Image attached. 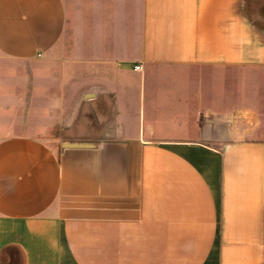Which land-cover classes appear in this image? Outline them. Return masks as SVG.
<instances>
[{"label": "crops", "instance_id": "crops-1", "mask_svg": "<svg viewBox=\"0 0 264 264\" xmlns=\"http://www.w3.org/2000/svg\"><path fill=\"white\" fill-rule=\"evenodd\" d=\"M0 264H264V0H0Z\"/></svg>", "mask_w": 264, "mask_h": 264}, {"label": "rangeland", "instance_id": "rangeland-1", "mask_svg": "<svg viewBox=\"0 0 264 264\" xmlns=\"http://www.w3.org/2000/svg\"><path fill=\"white\" fill-rule=\"evenodd\" d=\"M75 4H77V0H72ZM15 66H18V65H15ZM17 68H19V69H21L23 72H25V70H27V65H25L24 63L23 64H21V65H19ZM232 72V71H231ZM235 74V73H234ZM22 80H23V82H22V84H21V89L19 88V87H16V91L17 92H19L20 90L21 91H24L23 89L27 86L26 85V80H25V78L23 77L22 78ZM17 99V98H16ZM14 100L15 99H13L12 98V106H13V104H14ZM16 103L18 104L17 105V107L19 108V111L22 113V112H24V110H25V108H26V106H27V97H26V95L25 94H23V96H22V98L20 99V100H16Z\"/></svg>", "mask_w": 264, "mask_h": 264}, {"label": "water", "instance_id": "water-1", "mask_svg": "<svg viewBox=\"0 0 264 264\" xmlns=\"http://www.w3.org/2000/svg\"><path fill=\"white\" fill-rule=\"evenodd\" d=\"M94 144L90 142H63L62 147H92Z\"/></svg>", "mask_w": 264, "mask_h": 264}, {"label": "built area", "instance_id": "built-area-1", "mask_svg": "<svg viewBox=\"0 0 264 264\" xmlns=\"http://www.w3.org/2000/svg\"><path fill=\"white\" fill-rule=\"evenodd\" d=\"M136 68H140V66H136Z\"/></svg>", "mask_w": 264, "mask_h": 264}]
</instances>
